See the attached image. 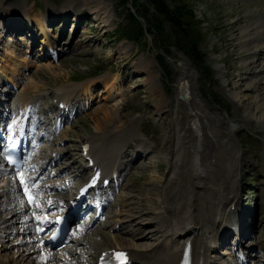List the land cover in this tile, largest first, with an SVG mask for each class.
<instances>
[{
  "label": "rangeland",
  "instance_id": "obj_1",
  "mask_svg": "<svg viewBox=\"0 0 264 264\" xmlns=\"http://www.w3.org/2000/svg\"><path fill=\"white\" fill-rule=\"evenodd\" d=\"M84 1L0 0V67L10 65L5 56L7 45L14 44L15 54L26 58L25 68L19 67L17 73L9 75L12 80L0 76V91L7 92L1 95L4 115L10 110L9 100L14 104L12 116L29 106L33 118L42 117L39 130L44 136L36 161L50 194L58 190L72 193L84 181L81 170L88 168V173L92 172L82 151L86 142L95 162L101 154L99 145L110 135L121 136L118 147H124L125 154L135 158L140 151L144 157L131 172L134 158L118 172L113 171L115 177L119 175L110 194L112 206L106 212L109 220L102 219L81 231L82 243H73L74 247L50 260L48 252L34 242H22L29 237L19 233L18 222L1 227L0 248L4 244L11 248H1L0 260L5 264H65L64 256L70 257L73 252L76 261L69 263L94 264L91 256L97 259L100 250H108L105 254L111 255L114 250H130L133 245L152 256L180 253L184 241L176 234L180 232L174 228L177 220L172 217L167 224L156 221L164 216V194L168 198L176 194L195 169L207 173L204 175L217 173L210 186L220 196L232 190L226 199L227 208L230 201L238 198L242 210H252V219L259 225L252 226L256 230L244 238L243 247L254 246L256 256H250L248 264H264L260 256L264 251V89L258 86L264 82V71L251 77L245 74L264 70V56L260 62L256 55L243 56L246 50L264 48V36L260 42H249L258 32L257 27L264 30V0H168L191 18L189 39L197 42L200 38L206 67L215 73L214 79L201 75L196 63L174 46L170 31H161L155 37L149 33L150 22L140 19L132 26V33L126 12L139 15L148 8L147 0L125 6L119 0H95L89 7L83 5ZM76 10L79 15H75ZM63 14H67L64 20L49 22L51 17ZM36 17L45 20L43 28L37 25ZM195 23L198 30H192ZM15 26L22 28L20 32L13 30ZM64 41L70 42L72 48H81L63 53L60 47ZM184 74L188 75V86ZM105 76L117 78L112 89L104 88ZM93 79L98 82L86 93L85 85ZM213 94L228 108L215 104ZM68 99L76 101L62 116L61 109L49 107L55 100ZM105 113L112 122L105 126L107 119L103 123L106 128L99 130ZM130 143L135 144L133 148L128 146ZM199 153L205 156L207 167L200 162ZM105 173L110 174L109 170ZM70 179L71 185L66 186ZM7 180L0 174V192ZM169 203L176 206L172 199ZM1 209L3 221L7 215ZM192 213L188 209L185 217L190 218ZM225 219L198 235L197 239L207 244L203 264H243L234 255L231 236L224 243L219 241V232L230 227ZM157 229L163 233L143 237ZM137 232L141 237L133 236ZM105 235L107 240L102 238ZM111 243L113 250L109 252Z\"/></svg>",
  "mask_w": 264,
  "mask_h": 264
},
{
  "label": "bare ground",
  "instance_id": "obj_2",
  "mask_svg": "<svg viewBox=\"0 0 264 264\" xmlns=\"http://www.w3.org/2000/svg\"><path fill=\"white\" fill-rule=\"evenodd\" d=\"M96 2L97 1H95V0L94 1L93 0H85L83 2V5L89 7V6H91V4H94ZM77 10L75 11V15L76 14L77 15L80 14V11H77ZM66 15L67 14L61 15V17H60L61 20H64L66 18L65 17ZM56 18L57 17H55V16L51 17L49 19V21L55 20ZM35 21H36L37 25H39L41 28H43V23H45V20H42L41 18L36 17ZM5 24H7L6 20H5ZM257 28H258V30H257L258 32L255 34V36H253V37H251L249 39V42H256V41L260 42L261 39L263 38L264 30L259 29V27H257ZM19 29H22V28L19 27ZM47 41H49V40L47 39ZM8 44H10V43H8ZM62 44L64 46H61L60 50L63 53H65L68 50H72V49L74 51H78V49L80 50V48H81L80 46L79 47L77 46L78 48L77 47L76 48H72V45H70L71 43L67 42V41L62 42ZM13 46H14V44L10 45V46L7 45L6 48H5V56H6V58H8L6 62L10 63V65L8 66L6 64L5 65L3 64L4 66L0 67V76H1V78L9 79V80H12V78L9 76L10 74L13 75L14 73H17V71H16L17 68L20 67L19 68V70H20L22 67H24L26 65L25 64L26 58H21L22 55H23L22 53H21L22 55H16L15 54V49H14L15 46L14 47ZM242 55H243V53H242ZM252 55L253 56L254 55L258 56L257 61L260 62L261 60H263L264 48L258 47L257 49H254L253 51H251V50L247 51L246 50L243 56L244 57H250ZM27 62H28V60H27ZM254 62H252V64L250 63L249 65H247V67L248 66L250 67L251 65H253ZM10 67H12V68H10ZM249 67H248V69H250ZM8 68L10 70H8ZM263 71H264L263 69H261L258 72H253V70H252V71L247 72L245 74L248 75V77H251V76L259 75V74L263 73ZM241 75H243L242 72H241ZM241 75L239 76L240 77L239 78L240 82L243 80V78H241L242 77ZM183 78L185 80H187L184 83L187 84L186 86H188V84L190 83V81L188 80V75L183 76ZM116 81H117V78L114 77V76H105L102 79V82L104 84V88L106 90L112 89V87H114V84H115ZM188 81H189V83H188ZM97 82L98 81L94 82L93 80L88 82V84H87V86L85 88L86 89L85 92L88 93L90 91V88L92 87V85H96ZM258 86H259V88L261 87V88L264 89V82H260L258 84ZM188 90H184V93H188ZM65 113H66V111L63 112V114H65ZM195 116L197 117V119L200 118V115L198 113L197 114L195 113ZM104 119L105 120L103 122L101 121L98 124V126H99L98 129L99 130H104L106 128L105 126L110 125V123L112 122V121L109 120L110 116L108 115V113H105V118ZM107 119H108V123L105 124V126H103L104 125L103 123ZM22 121H23V119H21V122ZM203 136L206 137V135H204V133H203ZM120 137H121L120 135H118V136L110 135V136H108L105 139V141L102 143V145L100 147L102 152H104L105 154H108V155H110L112 157L118 155L119 156V160H117V164L119 163V165H121L124 162L128 161L129 159H131L130 155L125 154V150H124L125 148H123V149L121 148V150H119V148H117L119 143L121 142V138ZM132 145H135V144H131L130 143L128 146L132 147ZM156 147H157V144H156L155 148ZM155 148H154V150H155ZM198 155H199V158L201 157V161L200 162L204 166L205 163H206L205 156L201 155L200 153ZM143 157L144 156L141 153L137 152L136 157H135L134 162H133V165L131 166V170H134V168H136V166L138 164H140L139 160L141 158H143ZM217 159H218V155H217ZM3 165L4 164L2 163V160H1L0 161V172H2V173H3V171L5 172V170H7L6 168L3 167ZM207 166L205 165V167H207ZM177 168H178V171H179L181 166L179 165V166H177ZM176 171L177 170H176V167H175V171L174 172H176ZM196 174H199V175L196 176L197 178L195 177V179L193 180V176L196 175ZM204 174H207V173L203 172V174H202L200 171H196L194 169L192 171V173L190 174V177L189 178L186 177V179H188L187 182L189 183L188 186H187V182H183L185 185L184 184H180L181 187L176 191L177 193L175 192L176 194H173V196L171 198H168V194H167V196H165V194H164L163 200H162V204H163V210H164L165 216L163 218H161V219L158 218L157 221H156L159 224H165L167 222L166 216L174 217L177 220L174 228L176 230L180 231V232L176 233V234H178V238L184 240L185 243L187 241L192 242V253H191V256L188 259L184 258V252H185V249H186V244L185 243H184V245L182 247V252L180 251V253L177 252L175 255H172L173 253L172 254L157 253L154 256H152L150 254L148 255L147 253L140 252L136 248V245H133V248L130 249L126 253L127 255H130L132 261L133 260L137 261V262L138 261L139 262L140 261H144V263H146V264H203L200 261V259L203 260V255H204L203 253H204V250L206 249V244L203 241H199L197 239L198 235L201 234L203 231H206L208 227L210 228V226L211 227L215 226L213 224L214 222H216V221H219V223L222 222V220L225 218L224 216L226 215L225 214L226 212H223L224 208L226 210V207H227L226 206V202H227L226 199L229 200V197H230L231 191H232L230 189V193L228 192L226 194L228 198L226 197V195L223 196V197L220 196L219 193H216L217 191L210 186L215 181L217 173H215V174L213 173L212 174L211 172H209L208 175H204ZM11 180H12V177H11L10 180H7V182L12 183ZM213 185H214V187L215 186L217 187V184L214 183ZM7 186H10V184H8ZM12 190H14V189L12 188ZM12 190H11V188L7 187V189H3V191L0 192V195L3 196V197L1 196L2 201L0 202V207H2L1 210L4 211L6 213V215L11 217V218L10 217L6 218L3 221H0V230H1V227H4L6 225L13 224V223H18V221L21 220L20 219L21 216H23V217H25V220H24L25 226H24V228H22V231L31 233V227H30V225L28 223L34 217L32 215L28 214V213H25L28 210V208L26 206L20 207L18 204L13 202V200L11 199L12 197L10 198L8 196V192H10ZM234 197L235 196H233V198ZM171 199L173 200V202L176 203V206L171 205L169 203ZM231 202L232 201H230V203ZM84 208H85V205H82L81 209L84 210ZM188 209L193 210V213H192L190 218H186L185 217V214L188 211ZM236 214L240 215V217L237 220L236 225H237V228H238V231H239V234H240L239 237L241 239V240H239L237 247L239 249H241L243 247L242 239L244 237H246V236H249L253 232V230L255 229V228L252 229L253 228L252 226L254 224H258V223H257V221L252 219V210H250V208L246 209V207H245V208H243V210H242L241 207H237L235 210L231 208L228 211V213L226 215V218L230 219L232 217V215H236ZM75 218H78V216H76ZM248 224H249V227L247 226ZM189 225H192V227L190 228ZM258 225L256 226V228H258ZM217 231H218V228H217ZM139 233L137 232V233L133 234V236L135 238L141 237V236H139ZM161 233H163V231L161 229L160 230L157 229L156 231H154V232H152L150 234H147V235L144 234L145 236H143V237H148L149 235H151V237L152 236H157V235H160ZM230 235H232V230H231V232H230V230H226L223 234L219 235L218 237L221 238L220 241L223 239L221 241V243L222 242L224 243L225 239L228 236H230ZM103 237L105 238V240L108 239L106 237V235L102 236V238ZM69 239L76 240L77 244H79L80 242L81 243L83 242L82 238H80L79 236L74 238V236L72 234H70ZM110 246H112V243L110 244ZM262 247H263V245H262ZM1 248L9 249V248H11V246L4 244V245L1 246ZM1 248H0V250H1ZM112 248H113V246L109 247V249H112ZM99 249H102V248H99ZM103 251H105V250H103ZM103 251L100 250L97 253H100L99 255H104V254H102ZM114 251H116V250H114ZM73 256H74V253L72 252L71 253V257H73ZM54 257H56L55 253L53 255H49V259H51V260ZM91 259L93 260L94 264H100V261L97 260L95 256H91ZM109 259H111V260H109ZM69 261H76V260H68V257H67L65 259V264H71V263H69ZM105 261L106 262H104V264H108L109 261L112 264H118V262H116L114 258L112 259V257L109 258L108 256H107V258H105ZM0 264H5V263L0 260ZM245 264H248V263L245 262Z\"/></svg>",
  "mask_w": 264,
  "mask_h": 264
},
{
  "label": "trees",
  "instance_id": "obj_3",
  "mask_svg": "<svg viewBox=\"0 0 264 264\" xmlns=\"http://www.w3.org/2000/svg\"><path fill=\"white\" fill-rule=\"evenodd\" d=\"M121 6H125L131 3V1L138 0H119ZM140 1V0H139ZM148 8L140 12L139 15H135L132 12H129L126 16V21L131 27L132 33H134L132 26H136L140 23V18H144L146 21H149L151 26L149 33L153 36H157V33L161 31H170L172 39L174 40V46L179 48L184 52L193 62L196 63L198 69L201 71V75L207 76L208 78H214V72L209 70L206 67V54L202 51L200 47V38L193 41L189 37V27L192 25L190 21L191 18H187L186 15L180 13L182 7H172L168 0H147ZM151 20V21H150ZM169 27L167 29L166 27ZM198 24H193L192 30H198ZM137 29H135V32ZM144 36V35H143ZM141 35V37H143ZM140 39V38H139ZM197 38H194V40ZM170 45L169 47H171ZM216 103L224 106L223 101L216 94L212 95Z\"/></svg>",
  "mask_w": 264,
  "mask_h": 264
},
{
  "label": "snow or ice",
  "instance_id": "obj_4",
  "mask_svg": "<svg viewBox=\"0 0 264 264\" xmlns=\"http://www.w3.org/2000/svg\"><path fill=\"white\" fill-rule=\"evenodd\" d=\"M6 159H8V162L11 163V164H15L16 162L14 160H12L10 157H6ZM29 179L30 178H27V177H23L21 176L20 178V183L21 185L24 186V190H25V194L28 196V203L29 204H34L37 208L40 207V202H39V199L38 197L34 198L32 195H31V189H34L37 187V185L35 183H32L31 185H29ZM34 217L37 219V220H40L42 219L40 216L36 215V213H33ZM46 219V217L44 218ZM124 254L122 253H118L117 256L118 257H123Z\"/></svg>",
  "mask_w": 264,
  "mask_h": 264
}]
</instances>
